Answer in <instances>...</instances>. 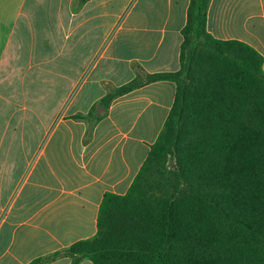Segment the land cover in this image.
<instances>
[{"label": "crops", "instance_id": "obj_1", "mask_svg": "<svg viewBox=\"0 0 264 264\" xmlns=\"http://www.w3.org/2000/svg\"><path fill=\"white\" fill-rule=\"evenodd\" d=\"M189 4L0 0V264H29L93 237L105 193H127L176 84L153 82L96 108L88 144L87 122L73 117L138 74L177 71ZM207 31L264 57V0H211Z\"/></svg>", "mask_w": 264, "mask_h": 264}, {"label": "trees", "instance_id": "obj_2", "mask_svg": "<svg viewBox=\"0 0 264 264\" xmlns=\"http://www.w3.org/2000/svg\"><path fill=\"white\" fill-rule=\"evenodd\" d=\"M210 2L190 0L177 71L138 74L100 101L158 81L177 87L127 193H105L93 237L29 264H264V57L208 33ZM73 118L87 122L90 143L96 107Z\"/></svg>", "mask_w": 264, "mask_h": 264}, {"label": "rangeland", "instance_id": "obj_3", "mask_svg": "<svg viewBox=\"0 0 264 264\" xmlns=\"http://www.w3.org/2000/svg\"><path fill=\"white\" fill-rule=\"evenodd\" d=\"M99 105H101V106H99ZM99 107H100V110H102L103 109V104H98L97 106H96V108H97V112H98V110H99Z\"/></svg>", "mask_w": 264, "mask_h": 264}, {"label": "water", "instance_id": "obj_4", "mask_svg": "<svg viewBox=\"0 0 264 264\" xmlns=\"http://www.w3.org/2000/svg\"><path fill=\"white\" fill-rule=\"evenodd\" d=\"M99 106H101V105H99ZM103 109H104V107H103ZM99 110H100V107H99ZM99 110H98V113H99Z\"/></svg>", "mask_w": 264, "mask_h": 264}]
</instances>
